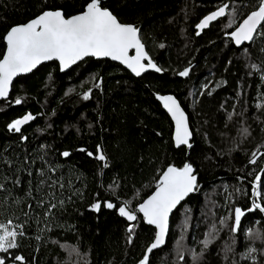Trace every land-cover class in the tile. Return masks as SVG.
Listing matches in <instances>:
<instances>
[{"label": "trees", "instance_id": "trees-1", "mask_svg": "<svg viewBox=\"0 0 264 264\" xmlns=\"http://www.w3.org/2000/svg\"><path fill=\"white\" fill-rule=\"evenodd\" d=\"M85 3L0 0V59L11 26L46 9L62 8L72 16ZM102 3L121 23L140 29L163 74L135 78L118 64L88 59L65 74L51 63L17 80L10 98L0 101V223L22 225L25 234L18 237L19 248L0 256L6 264H13L11 255L25 256L28 264H139L156 230L137 213L128 243L130 223L117 208L129 201L135 210L155 192L169 165L190 162L199 191L176 211L167 245L149 257L150 264H264V213L246 211L257 199L252 195L255 175H261L264 193V108H257L264 105V41L238 49L227 35L258 0ZM223 3L237 8L235 15L196 35L200 20ZM185 68L189 75L179 76ZM156 94L176 96L187 112L194 134L190 151L176 148L174 124ZM28 113L36 117L30 125L19 133L9 131V123ZM97 146L107 168L88 155L96 154ZM65 151L70 156H62ZM252 159L258 162L249 163ZM52 181L55 187L49 186ZM105 201L117 208L108 209ZM97 202L99 211L91 207ZM51 204L57 206L49 212ZM235 207L245 216L233 232ZM213 225L215 238L205 249L201 242ZM249 230L259 238L249 237ZM250 248L256 251L248 255Z\"/></svg>", "mask_w": 264, "mask_h": 264}, {"label": "snow or ice", "instance_id": "snow-or-ice-1", "mask_svg": "<svg viewBox=\"0 0 264 264\" xmlns=\"http://www.w3.org/2000/svg\"><path fill=\"white\" fill-rule=\"evenodd\" d=\"M231 9V10H230ZM237 8L232 7L229 3H223L204 16L196 25L198 29L196 35L208 28L213 22L222 17L234 16ZM231 26L230 24L228 25ZM236 46H241L245 42L255 44L257 40L264 41V0H258L257 6L250 10L243 18L234 31L228 33ZM6 42V51L3 58L0 59V99H7L9 96L10 87L13 78L23 74L32 72L38 65L45 61H59L61 71L83 60L85 57H108L113 61H119L130 69L136 76H140L142 72L149 69H154L156 72H161L162 69L148 56L144 50V44L141 42L140 29L131 24L121 23L118 17L107 7L103 6L102 0H86L83 10L75 15L67 16L62 8L46 9L41 11L39 15L31 19L29 22L20 25H14L9 28L4 36ZM163 48L164 44H160ZM130 50H134V55H129ZM244 53H248L245 48ZM264 52V47L261 48ZM144 61H147L145 64ZM253 67H256L253 65ZM181 77L189 75V69L185 68L178 73ZM264 80V75L261 76ZM99 87V84H97ZM208 86L205 85V89ZM205 94L201 92V95ZM211 95V91H207ZM84 100L90 99V94L86 93L83 96ZM158 99L163 101L164 108L170 113L174 124V143L177 147L186 146L192 148L190 143L193 133L189 127L188 117L181 108L180 103L174 96H158ZM19 105L22 100L17 98L14 101ZM257 108H264V105H257ZM36 119L34 115L28 113L22 118L15 119L8 124L9 131L21 132L22 126L28 124L30 121ZM228 119H232L229 114ZM243 132L249 134L248 129L244 128ZM22 139H27L22 137ZM85 151V149H80ZM90 157L104 162L103 167L107 168L109 165L106 162L105 154L97 146V153L88 152ZM62 156L68 157L70 153L65 151ZM255 157V153H253ZM257 159L249 161L251 164H256ZM55 172V169H52ZM264 172V169H261ZM195 169L191 163H184L183 167H176L169 165L161 174L158 181L156 191L153 195L148 197L138 207L133 210L130 207L129 201H124L121 206L111 201H105L104 206L108 209L117 208L118 214L126 218L129 222L138 221L137 213L143 214V220L148 225H154L158 229L154 241L146 248L145 254L139 261V264H150L149 255L155 249L160 248L165 243V235L168 231L169 214L177 207V205L189 193L198 189L197 176L194 174ZM41 174H43L41 172ZM51 180V178L49 177ZM44 183V181H41ZM57 181H52L50 187H55ZM63 188V184H60ZM3 185H0V189ZM262 178L261 175H255L252 195L256 197L253 200L252 206L247 212L264 213V204L258 202L264 200V193H262ZM240 192V189H236ZM41 205L43 202H40ZM62 204L63 201H60ZM56 204H51L48 211L56 208ZM93 210L99 211L101 203L97 202L92 206ZM245 216V210L240 207L234 208V223L231 230L233 232L241 228L242 217ZM11 221L8 223H0V253H9L12 249L19 248L17 242L18 237L25 233L22 230V225L10 227ZM221 225L226 224L225 219L220 220ZM135 223H130L127 232L128 243H132L135 234ZM21 229V230H17ZM256 236L259 238V233L248 231V236ZM215 238V225L213 231L206 234V239L201 243L207 249L209 244ZM228 251H231L229 248ZM255 248H250L248 255L255 252ZM200 255H193L194 260H198ZM183 254L180 253L182 260ZM10 259L13 264H28L27 258L23 255H11ZM7 258L0 256V264H6Z\"/></svg>", "mask_w": 264, "mask_h": 264}, {"label": "water", "instance_id": "water-1", "mask_svg": "<svg viewBox=\"0 0 264 264\" xmlns=\"http://www.w3.org/2000/svg\"><path fill=\"white\" fill-rule=\"evenodd\" d=\"M224 18H226V17H222V18H220V19H224ZM217 21H218V20H217ZM217 21H215V22H217ZM215 22H213V23H215ZM213 23H212V24H213ZM210 26H211V25H210ZM210 26H209V27H210ZM209 27H208V28H209ZM208 28L204 29L203 31L207 30ZM203 31L201 32V34L203 33ZM201 34H200V35H201ZM140 37H141V32H140ZM230 39H231V37H230ZM231 40H232V39H231ZM141 42L143 43L142 39H141ZM232 42H233L234 46H235L236 48H238V49H241V48H243V47H245V46L252 45V44H249L248 42H245V43H244L243 45H241V46H236L233 40H232ZM143 44H144V43H143ZM144 50L148 53V50H147V48H146L145 45H144ZM134 54H135V51H134V50H130L129 55H134ZM148 56L152 59V57L150 56L149 53H148ZM88 59H95V60H97V61H110V62H112V63L118 64V65L122 66L124 69H126V70H127L132 76H134L135 78H142V77H144L145 75H147V74H149V73L163 74L162 71H161V72H156L154 69H149V70H147V71H145V72H142L140 76H136V75H135L130 69H128L125 65L121 64L119 61H113V60H111V58H108V57H100V58H97V57H85L83 60L78 61L76 64L71 65L69 68H67V69H65L64 71H61V72H62L63 74L68 73V72H70L74 67L80 65L81 63H83L84 61H86V60H88ZM152 61H153L154 63H156L153 59H152ZM51 63H57V64L59 65V67H60L59 61H56V60H53V61H45V62H42L40 65H38L36 69H33L32 72H29V73H23V74H20V75L14 77V78H13L12 85H11V87H10V91H9V96H8V98H7L6 100H5V99H0V101H7V100L10 98V96H11V94H12V91H13V87H14L15 83L17 82V80H18L19 78L26 77V76H30V75H32L35 71H37L40 67H42V66H44V65H49V64H51ZM144 63L146 64L147 61H144ZM157 66H158V65H157ZM158 67H159V66H158ZM60 70H61V68H60ZM168 95L174 96V95H172V94H168ZM158 96H167V95L156 94V95H155V98H156L157 101L160 103V105L163 107L164 111L170 116V118H171V120H172V122H173V124H174V121H173V119H172L170 113H168V111L164 108V106H163V101L159 100V99H158ZM174 97L177 99L176 96H174ZM177 101L180 103V101H179L178 99H177ZM180 105H181V103H180ZM181 108L184 110V108L182 107V105H181ZM184 112H185V115L188 117V120H189V116H188L187 112H186L185 110H184ZM32 121H33V120H32ZM32 121H30L28 124L23 125V126H22V129L25 128L26 126L30 125V124L32 123ZM189 127H190V129L192 130L191 125H190V120H189ZM22 129H21V131H22ZM174 131H175V124H174ZM192 133H193V131H192ZM173 140H174V135H173ZM193 140H194V134H193V136H192V139L190 140V143H191V144H192ZM192 145H193V144H192ZM175 146H176V145H175ZM176 148H178V149H180V148H186L188 151H190L193 147L189 149V148H187L186 146H180V147H177V146H176ZM100 150L102 151L101 148H100ZM102 152H103V151H102ZM188 163H190V162H188ZM193 167H194V166H193ZM194 169H195V167H194ZM194 174L197 176V185H198V189H197L196 191H194V192L189 193L188 196H186V197H185V198H184V199H183V200L177 205V207H176L175 209H173V211L169 214V219H168V231H167V233H166V235H165V243H164L160 248L155 249V250L153 251V253H154V252H157V251H159V250H161V249H163V248L166 247L167 242H168V239H169V236H170V231H171V220H172L174 214H175L176 211H177V210H178V209H179V208H180V207H181V206L187 201V199H188L189 197H191L192 195L198 193V191H199V176H198V174H197L196 169H195V173H194ZM155 191H156V190H155ZM153 194H154V193H153ZM153 194H152V195H153ZM139 214L143 217V214H142V213H139ZM123 218H124V217H123ZM124 219L126 220V218H124ZM128 222H129V221H128ZM144 222H145V221H144ZM129 223H134V222H129ZM145 224H146L147 226H150V227L154 228V229L156 230V233H157L158 229H156V227H155L154 225H148L146 222H145ZM153 253H151V254L149 255V257H150Z\"/></svg>", "mask_w": 264, "mask_h": 264}]
</instances>
